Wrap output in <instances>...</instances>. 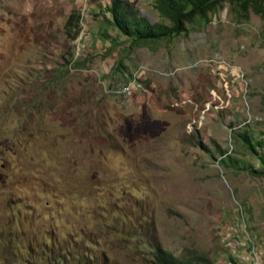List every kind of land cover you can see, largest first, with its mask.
<instances>
[{"label":"rangeland","instance_id":"rangeland-1","mask_svg":"<svg viewBox=\"0 0 264 264\" xmlns=\"http://www.w3.org/2000/svg\"><path fill=\"white\" fill-rule=\"evenodd\" d=\"M110 3L0 0V264L32 229L103 235L112 264H150L130 244L143 224L176 255L264 264V175L240 136L264 148V18L225 1L187 34L130 45Z\"/></svg>","mask_w":264,"mask_h":264},{"label":"trees","instance_id":"trees-1","mask_svg":"<svg viewBox=\"0 0 264 264\" xmlns=\"http://www.w3.org/2000/svg\"><path fill=\"white\" fill-rule=\"evenodd\" d=\"M225 1L231 4L235 13L247 19L250 18L251 12L264 18V0H152L153 6L163 18L157 22H152L147 15H142L140 9L130 0H111L107 7L110 14L107 23L130 39L132 45L141 41L170 39L190 32L189 24L209 23L212 16L224 7ZM81 20V14L75 9L68 16L65 30L70 39L78 37L82 27ZM240 136H243L246 146L256 155L260 164L259 167L249 165L250 167L245 169L254 175H264V148L259 149L262 142L254 141L247 131ZM226 157L228 155H225ZM225 158H222V163H235L230 156ZM18 224L21 225L20 222ZM155 229L152 224H143L134 237L137 241H130L131 245L146 250L150 264H215L201 254H174L164 247ZM40 233L41 231L37 233L32 229L25 233L9 234L5 238L3 251L7 254L6 257L10 255V264H112L107 257L108 252L103 249L106 245V237L103 235H72L65 242V239L47 231L42 234L43 237L38 236ZM229 259V264H245L232 256Z\"/></svg>","mask_w":264,"mask_h":264},{"label":"crops","instance_id":"crops-1","mask_svg":"<svg viewBox=\"0 0 264 264\" xmlns=\"http://www.w3.org/2000/svg\"><path fill=\"white\" fill-rule=\"evenodd\" d=\"M106 13V12H105ZM108 13V12H107ZM143 15V14H142ZM109 17H110V15H109ZM116 29V28H115ZM117 30V29H116ZM117 32H118V30H117ZM119 33V32H118ZM120 34V33H119ZM120 38H121V41H125L126 39L127 40H129V42H128V44H130L131 45V41H130V39H128L126 36H124V35H121L120 34ZM109 40H110V45H115L116 44V42H118V41H116V37H110L109 38Z\"/></svg>","mask_w":264,"mask_h":264},{"label":"built area","instance_id":"built-area-1","mask_svg":"<svg viewBox=\"0 0 264 264\" xmlns=\"http://www.w3.org/2000/svg\"><path fill=\"white\" fill-rule=\"evenodd\" d=\"M121 92L123 93H130L131 92V86L130 85H123ZM229 264V263H228Z\"/></svg>","mask_w":264,"mask_h":264}]
</instances>
